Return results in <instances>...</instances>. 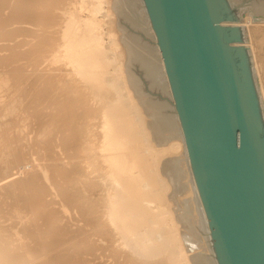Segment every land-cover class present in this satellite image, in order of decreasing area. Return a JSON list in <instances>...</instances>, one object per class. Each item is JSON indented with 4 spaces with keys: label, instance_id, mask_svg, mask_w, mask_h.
<instances>
[{
    "label": "bare ground",
    "instance_id": "bare-ground-1",
    "mask_svg": "<svg viewBox=\"0 0 264 264\" xmlns=\"http://www.w3.org/2000/svg\"><path fill=\"white\" fill-rule=\"evenodd\" d=\"M8 5H13L9 16L5 12ZM112 5L113 0H2L0 57L15 63L10 64L20 76L23 56H32L33 63L28 67L38 77L33 85L41 89L39 92L43 90V95L48 92L46 115L52 117V130L70 160L67 175L55 167L54 174L45 177L66 176V181L62 178L64 184L56 179L60 184L55 180L54 184L62 199L84 216L89 223L86 227L96 224L91 226L97 231L92 236H99L103 259L107 257L109 264H193L189 255L202 248L187 251L167 194L170 185L158 165L161 155L180 152L184 142L176 138L167 145H153V134L147 126L152 118L130 87L125 71L127 52L121 34L116 32L118 14ZM246 16L245 22L223 23L221 28L225 33L233 30L231 40L246 38L244 29L249 30L246 39L253 57L237 48L242 58L238 77L264 161V21H253L252 14ZM26 35L32 40L19 39ZM19 48H23L22 57L5 56L6 50L16 53ZM5 87L7 81L0 77L1 117L19 101ZM59 93L67 97L54 99ZM26 155L19 140L7 135L0 138V191L7 189L5 198L12 202L11 212L17 204L24 209L31 205L29 210L35 212L32 222L18 214L20 219L14 220L12 213V217L10 212L5 213L8 217L4 211L0 213V264H86L84 258L70 255V250L79 252L73 246L85 247L82 242L54 241L56 228L67 233L74 223L70 226L73 220L57 217L58 210L51 203L41 206L48 189H34L41 185L42 177L27 168L28 163L24 165L29 160ZM26 171L24 178L12 179ZM6 219L12 222L6 225ZM18 228L31 232L18 240ZM37 239L46 241L51 250L44 255L28 251ZM58 248L68 253H55ZM22 251L30 255L16 254Z\"/></svg>",
    "mask_w": 264,
    "mask_h": 264
},
{
    "label": "water",
    "instance_id": "water-1",
    "mask_svg": "<svg viewBox=\"0 0 264 264\" xmlns=\"http://www.w3.org/2000/svg\"><path fill=\"white\" fill-rule=\"evenodd\" d=\"M130 87L193 264H264V161L220 21H264V0H113Z\"/></svg>",
    "mask_w": 264,
    "mask_h": 264
},
{
    "label": "rangeland",
    "instance_id": "rangeland-1",
    "mask_svg": "<svg viewBox=\"0 0 264 264\" xmlns=\"http://www.w3.org/2000/svg\"><path fill=\"white\" fill-rule=\"evenodd\" d=\"M2 1V0H0ZM12 3H15L17 0H9ZM12 7L13 5H8L5 9L6 15L9 16L12 13ZM246 16V15H245ZM247 17V16H246ZM117 20H118V16H116ZM228 22V23H227ZM234 21H221V24L228 26L229 23H233ZM1 24V22H0ZM136 28H141V27H131L128 30L131 31L133 29ZM246 30V31H245ZM232 31L229 29L228 33H225L226 35V39L228 41V45H229V49H231V53H232V57H233V61L235 64V67L237 68V71L239 73V75H241L242 72V58L241 55L238 53V49L237 48H243V50L245 52H247L249 55L248 57L251 59L253 57V53H252V49L249 48L250 46L248 45L250 42L247 41V37H249V30L247 27H245L244 29V36L246 38H243L240 32V38H238L237 40H235L233 38V40H231L232 38ZM117 33L122 34L121 30H116ZM19 33V32H18ZM22 34V33H20ZM19 35V34H18ZM24 38L27 41L32 40V36L31 35H26L25 37L20 36V40ZM231 40V41H230ZM5 46H9V44H6ZM250 49V50H249ZM23 48H19L18 52H9L8 50L5 51V56H7V54H10L12 59L13 57H22L24 51H22ZM2 54V49L0 48V56ZM24 58L22 59V75L18 76V71L19 70H14L12 69V66L10 63H12L11 60H8L6 57L5 59L3 57H0V77L2 79H5L7 81V91L9 92V94H12V96H17L19 98V101L16 104H11L9 110H7V112H5L4 116L1 117L0 116V138L4 135L9 136L11 139L13 138L14 141L19 140V144H22V146L25 148L26 150V157H28L29 160H26L24 165H27V168H30V170H35L38 173H41V177L39 178L41 179V185H38L37 187H35L36 185H32L31 188L34 189H43L45 191V189L43 187H46L48 189V193L44 194V199H42V204L41 206H43V204H48L51 203V205L55 206L58 210L57 213V217L61 218V219H67V221L70 220V226L72 223L73 226H71V230L67 231V233L63 232V231H59L58 228L55 229V233L53 236L54 241H67L69 242H73L74 245H80V242H82L85 247L80 249V246H73L75 249H78L79 252H74V250H70L72 254V256L74 257H82L86 260V264H103L105 262V264H109V261L106 262V259H103L104 256H102V252H100L101 249V244L99 245V243H101L99 241V236H92L94 234V228L96 227V224H92L88 227L89 223L84 220V216H82L80 213V215L77 214V212L74 210L73 205L72 204H68L66 203L62 197L60 196L59 192H58V187L56 186V184H54V180L53 178H47L45 176H52L54 174L55 171V167H59L56 168V170L61 173V172H66L67 175V169L70 167L68 165V163H70L69 160V154L68 153H64L66 150L63 149L61 147V141L56 137V132L55 129H53L54 127V122L52 120V117L46 115V107L48 104V96L46 93L45 95H43V90H42V94L39 92L38 87H35V81L37 80V75L33 74L32 70L29 69L28 65L29 62H32V56H29V59L25 56H23ZM251 61V60H250ZM251 65H253V61L250 62ZM15 64V63H12ZM24 69V70H23ZM30 71H29V70ZM41 90V89H40ZM60 94V93H59ZM57 94V96L54 99H63L64 96H61L62 94ZM69 93H67L68 95ZM49 95V94H48ZM55 96V95H50ZM59 96V98H58ZM69 96V95H68ZM67 96L64 97V99ZM69 98V97H68ZM67 98V99H68ZM10 101V100H9ZM9 129V130H8ZM49 129L52 130V132H49ZM71 131V130H70ZM69 129L67 132H70ZM3 133V134H2ZM261 133L263 134V130L261 131ZM264 138V137H262ZM60 148V150H59ZM62 150L64 152H62ZM67 152V151H66ZM43 168H46V170H44ZM29 170V169H27ZM28 171L24 172V173H19L16 177H12L13 178H24L26 173ZM56 173V177L58 176ZM63 174V173H62ZM61 174H59V177L56 180H62V178H64V180L66 179V176L63 174L62 177H60ZM64 176V177H63ZM69 177V175H68ZM60 178V179H59ZM9 179V178H8ZM11 181L12 179L8 180ZM55 182H58L56 181ZM60 181L58 182L60 184ZM66 181V180H65ZM6 183V182H4ZM65 182L62 180L61 184H64ZM33 189V190H34ZM6 190H2L0 191V213H2L4 211L3 214H7L8 212L9 215H13V217H16V215L18 214L19 217H23L24 220L26 219V221L28 222H32L34 219L35 212H32V209L29 210V208L31 207V205H29L27 208H21L19 204L15 205L12 207V212L9 209V205L12 203L10 201H8L5 198V193ZM33 206V205H32ZM27 209V210H26ZM39 208L36 209V211ZM5 214L6 217H8ZM10 215V216H11ZM4 216V217H5ZM9 216V217H10ZM1 217V216H0ZM12 217V216H11ZM10 217V218H11ZM18 217V216H17ZM16 218H13L14 220H17ZM18 217V218H19ZM75 218V219H74ZM81 218V219H80ZM4 218H2L3 220ZM20 219V218H19ZM18 219V220H19ZM28 219V220H27ZM77 219V221H76ZM80 219V221L78 222V220ZM5 220V219H4ZM6 223L4 221V224L8 225V223L12 222V219L7 220L6 219ZM75 221V222H74ZM66 222V221H64ZM78 222V223H77ZM84 222V223H82ZM86 222V223H85ZM67 223V222H66ZM88 223V224H87ZM78 225V226H74V225ZM86 225V226H85ZM91 226H93L91 228ZM74 230H73V228ZM77 228H79L80 230H75ZM82 227H85L82 228ZM89 230V233H84V230L86 231L87 229ZM81 229L83 230V232L81 231ZM79 231V232H77ZM17 236H18V240L19 238L21 240H23V238H25L31 231L30 230H24L22 228H18L17 229ZM87 232V231H86ZM97 231H95L96 233ZM84 233V234H83ZM92 236L91 238L89 237H85V236ZM96 235V234H94ZM86 239H85V238ZM30 250H35L36 252H41L42 255L46 254L49 252V250H51V248L48 247L47 242L44 240L42 241L41 239H37L35 240L32 244L31 247L29 248L28 251ZM60 248L55 250V253H60V252H66L65 254L68 253V251H64V250H60ZM28 251H22V252H17L16 254L18 255H22V256H29L30 253ZM76 255H73L75 254ZM54 254V253H53ZM78 254V255H77ZM100 257V258H99ZM102 257V258H101ZM105 260V261H104ZM103 262V263H102Z\"/></svg>",
    "mask_w": 264,
    "mask_h": 264
}]
</instances>
